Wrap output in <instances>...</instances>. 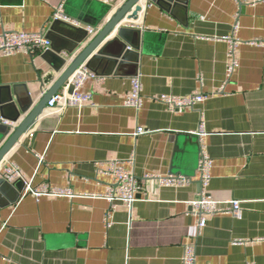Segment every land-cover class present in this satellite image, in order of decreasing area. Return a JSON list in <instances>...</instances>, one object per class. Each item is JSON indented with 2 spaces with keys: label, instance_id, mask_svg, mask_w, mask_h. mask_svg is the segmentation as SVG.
<instances>
[{
  "label": "crops",
  "instance_id": "obj_1",
  "mask_svg": "<svg viewBox=\"0 0 264 264\" xmlns=\"http://www.w3.org/2000/svg\"><path fill=\"white\" fill-rule=\"evenodd\" d=\"M60 5L70 23L97 30L115 12L99 0H0V33L47 32ZM122 24L142 30V105H126L133 89L128 67L87 80L91 100L81 109L42 110L1 164L16 163L34 187H69L79 196L21 192L15 203L0 205V264H182L191 242L195 264H264V0H188L176 14L143 2L139 18ZM224 37L238 42L233 58ZM70 41L60 35L58 43ZM42 54L0 53L2 125L20 123L27 114L20 106L28 98L36 105L64 70L56 72L55 58ZM192 93L209 97L181 112L159 100ZM202 118L213 159L208 192L219 201L240 200L242 213L210 216L199 231L188 202L202 191L196 134ZM138 127L146 133L137 134ZM131 157L125 167L136 176L174 173L193 182L161 188L145 182L150 199L113 209L99 197L111 177L96 164Z\"/></svg>",
  "mask_w": 264,
  "mask_h": 264
},
{
  "label": "built area",
  "instance_id": "obj_2",
  "mask_svg": "<svg viewBox=\"0 0 264 264\" xmlns=\"http://www.w3.org/2000/svg\"><path fill=\"white\" fill-rule=\"evenodd\" d=\"M98 1V0H97ZM105 4H108L111 9H115L117 5L121 4L125 0H99ZM54 19H65L70 21L69 16L64 13L63 6L60 5L54 9ZM89 29L92 35H95L97 29ZM224 39L231 41L232 47L230 49V57H234L238 42L232 40L230 37H224ZM51 40L47 36L45 31H16L10 32L4 31L0 33V53L5 56H11L12 54L26 52V53H44L50 49ZM235 62L230 66L228 75L233 72ZM98 78L97 74L91 71L85 64L77 69L67 80L65 86L54 94L48 102V109L63 111L67 107H76L81 109L88 101L91 100V94L84 90L86 81L89 79ZM73 87V91L70 92V87ZM143 83L140 75L137 74L133 77V89L132 95L127 97L126 105L130 107L139 108L142 105ZM223 89L218 92H222ZM209 96L208 94H196L192 93L183 96L176 95H161L159 100L163 102L169 110L173 112H181L188 107L194 108L196 105L201 104ZM17 124L10 125L14 128ZM137 134L146 133L143 127L137 128ZM33 133L29 135L32 136ZM199 136L200 143V157L198 161V170L200 174V183L202 184V191L200 195L188 202L194 214L198 216V230H202L208 221V217L213 215H225L231 214L233 217H239L242 213V202L240 200H228L219 201L210 195L208 192L209 182L212 178L211 170L213 167V159L209 153V150L204 142L208 131L205 130V123L202 118L201 123L196 131ZM134 158L131 157L126 160L108 161L107 163H98L97 168L99 173L110 176L111 181L108 182L105 193L101 198H106L114 209L118 203L124 202L128 206L132 207L138 200L150 199L148 192L145 190V182H151L154 187H186L193 182L192 177H187L183 174H152L146 173L143 177L136 176L132 170L125 167L126 164H133ZM107 167H106V165ZM0 176L7 180L9 183H21L22 193H30L37 198L43 195L47 196H62V197H76L79 196L71 188H60L55 186H49L43 184L41 186L34 187L30 182H27L22 177V171L19 166L13 162L0 163ZM111 212L107 214L109 220ZM109 224V222H108ZM244 240H235V244H243ZM184 255L182 257V264H195L197 253L196 245L191 242L184 247Z\"/></svg>",
  "mask_w": 264,
  "mask_h": 264
},
{
  "label": "water",
  "instance_id": "obj_3",
  "mask_svg": "<svg viewBox=\"0 0 264 264\" xmlns=\"http://www.w3.org/2000/svg\"><path fill=\"white\" fill-rule=\"evenodd\" d=\"M150 1L155 2L163 10L172 14H176L177 10L186 11L188 4V0H125L115 8V12L99 27L95 35H92L89 29L83 26L77 27L65 19L52 21L47 31V36L51 40L50 49L44 52L42 56L47 60L55 58L51 64L56 72L60 73L62 69L64 70L54 81V84L44 92L36 105L33 106V100L28 98L29 101L20 106V113L27 114L14 128L0 123V135L2 136L0 141L9 135L8 139L0 146V163L23 134L32 129L38 119L37 117L48 106L49 99L65 86L70 76L83 64L97 75L117 74L120 71H126L128 67L131 76L135 77L138 74L142 30L122 23L137 20L143 10V2L146 5ZM64 13L68 15L67 12ZM181 22L185 24V22ZM60 35L71 38V41L66 46H60L58 43ZM113 35L114 37H111ZM64 48L68 50L70 60L65 53L61 56ZM103 63L109 66L103 68ZM117 64V69H114ZM52 78L53 74L49 73L45 78V83H48V80ZM72 91L73 87L71 86L70 92ZM18 119L17 117L14 120ZM21 191L20 182L12 184L0 176V205L15 203ZM1 195L7 201H4Z\"/></svg>",
  "mask_w": 264,
  "mask_h": 264
}]
</instances>
